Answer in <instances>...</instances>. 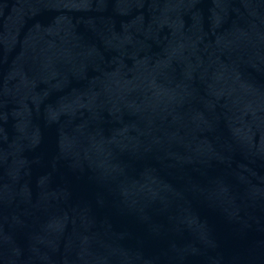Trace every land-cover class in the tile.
<instances>
[{
  "label": "water",
  "instance_id": "water-1",
  "mask_svg": "<svg viewBox=\"0 0 264 264\" xmlns=\"http://www.w3.org/2000/svg\"><path fill=\"white\" fill-rule=\"evenodd\" d=\"M0 264H264V0H0Z\"/></svg>",
  "mask_w": 264,
  "mask_h": 264
}]
</instances>
